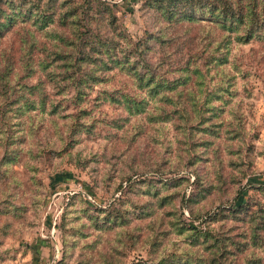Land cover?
<instances>
[{
  "label": "rangeland",
  "instance_id": "obj_1",
  "mask_svg": "<svg viewBox=\"0 0 264 264\" xmlns=\"http://www.w3.org/2000/svg\"><path fill=\"white\" fill-rule=\"evenodd\" d=\"M107 1L116 2L117 24L134 42L146 35L145 29L156 33L159 26L166 28L164 39L148 40L143 53L155 67V78L181 82L187 73L190 77L178 86L182 94L177 101L173 91L148 96L126 72L114 68L106 80L85 87L86 101L78 103L69 99L71 79L63 73L48 79L40 70V44L31 53L20 43V31L4 33L0 57L13 58L16 87L24 90L40 75L59 106L54 114L30 110L19 125L0 120V264L156 260L187 247L184 224L201 225L191 216L229 206L240 190H245L241 200L264 208V189L258 187L264 184V40L232 41L222 69L208 61L198 26L165 27L153 10L140 7L141 0ZM223 73L231 77L221 79ZM225 80L229 91L219 101L214 96ZM103 87H122L141 107L95 103ZM18 89L0 83V106ZM212 104L223 108L210 119L218 125L204 126L208 122L198 118L209 116ZM81 107L89 113L80 120L93 125L70 134L67 114ZM8 152L16 160L3 163ZM195 197L200 199L191 201ZM231 222L226 219L220 228ZM234 222V232L237 225L246 226ZM212 226L217 229L219 222ZM253 254L264 264L263 247L248 246L236 257L241 262Z\"/></svg>",
  "mask_w": 264,
  "mask_h": 264
},
{
  "label": "trees",
  "instance_id": "obj_2",
  "mask_svg": "<svg viewBox=\"0 0 264 264\" xmlns=\"http://www.w3.org/2000/svg\"><path fill=\"white\" fill-rule=\"evenodd\" d=\"M115 6L116 2L107 0H83L80 3L72 0H0V37L8 31H20V43L24 50L31 53L32 47L40 44L44 56L37 59V65L48 79L56 78L61 73L71 79L74 91L69 99L72 101H86L85 87L106 80L109 71L114 68L126 72L148 96L156 97L159 93L162 95L166 91H173L175 99L179 101L182 89L178 86L186 83L190 73L181 82L155 78V67L143 56L149 47L148 40H163L166 28L161 25L156 33L145 29L146 35L134 42L125 28L118 26L113 11ZM140 7L153 10L158 19L166 23L165 27L173 24L198 26V38L205 42L203 49L208 61L215 62V67L222 69L224 66L221 65L228 61L232 41L248 43L253 39L264 40V0H141ZM94 23L103 25L111 32L92 28ZM38 34L43 39L38 40ZM14 69L12 57H0V83L2 86L19 88L17 93L10 91L6 98L8 100L3 102V107L0 106V120L7 123L15 121L12 124L19 125L24 122V115L36 108L56 113L59 104L49 98L42 76L39 75L29 85L24 84L26 89L22 90L15 85L18 76ZM33 69L34 66L24 73L29 74ZM195 71L198 72L197 67ZM75 73H78L77 77ZM226 77L231 75L223 73L221 79ZM229 85L225 80L214 97L219 101L224 100V91H229ZM190 92L188 90L187 93ZM94 100L95 103L104 100L120 102L128 109L141 107V102L131 100V95L122 87H103L97 91ZM207 100H211L210 96ZM222 110L221 104H212L209 116L198 120L200 123L208 122L204 126H216L218 123L210 122V119L219 116ZM86 113L89 110L81 107L78 112L67 114L70 117V134L89 130V126L93 125L92 122L80 120ZM29 123H32L31 117ZM15 157V154L8 152L2 161L9 163L15 161ZM258 187L264 189V184ZM244 191H238L229 206L191 216V221L199 220L201 225L184 224L185 230L189 231L188 242L180 254L122 264H263L260 257L254 254L250 257L244 255L241 262H238L240 256L236 257V253L248 246L264 249V208L253 207L251 202L241 200ZM204 196L205 193H201L200 198ZM200 198H191V201L196 202ZM226 219L233 222L221 229ZM215 221L219 222L217 229L212 226ZM234 221L244 222L246 226L237 225L239 230L234 232Z\"/></svg>",
  "mask_w": 264,
  "mask_h": 264
}]
</instances>
